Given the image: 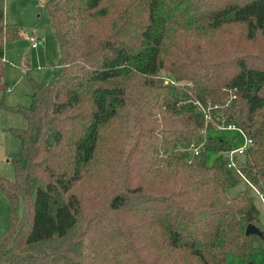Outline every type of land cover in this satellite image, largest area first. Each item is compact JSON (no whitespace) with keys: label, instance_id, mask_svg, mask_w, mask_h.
Returning <instances> with one entry per match:
<instances>
[{"label":"trees","instance_id":"1","mask_svg":"<svg viewBox=\"0 0 264 264\" xmlns=\"http://www.w3.org/2000/svg\"><path fill=\"white\" fill-rule=\"evenodd\" d=\"M4 5L1 90L4 44L20 33ZM45 6L58 71L31 79L28 106L0 100L27 120L12 129L20 142L13 177L0 175L8 204L0 264H229V254L254 264L256 250L264 256V237L245 233L248 224L263 231L250 190L264 194V0ZM228 125L252 141L236 167L227 166L232 142L208 134Z\"/></svg>","mask_w":264,"mask_h":264},{"label":"rangeland","instance_id":"2","mask_svg":"<svg viewBox=\"0 0 264 264\" xmlns=\"http://www.w3.org/2000/svg\"><path fill=\"white\" fill-rule=\"evenodd\" d=\"M48 0H5L4 20L7 24L19 28V37L4 44V89H0V100L8 107L28 106L32 93L31 79L36 82L49 80L58 71L54 66L59 56V46L52 33L51 19L45 3ZM44 37V43L31 48L28 42L30 34ZM29 63V64H27ZM51 63V66H49ZM30 65V67H29ZM167 82V81H166ZM9 88V90H8ZM27 120L23 114L9 108H0V175L13 177L10 156L20 148L19 139L12 129H23ZM209 135L220 136L232 142L233 147L243 144L242 134L235 129L219 127L210 130ZM218 153H207L208 164H212ZM239 157L238 160H241ZM245 187L243 183L229 189V196H234ZM260 213V223L264 231V206L258 196L250 190ZM8 204L0 193V237L7 227ZM254 264H264V256L256 250L253 255ZM240 260L229 254V264H239Z\"/></svg>","mask_w":264,"mask_h":264},{"label":"built area","instance_id":"3","mask_svg":"<svg viewBox=\"0 0 264 264\" xmlns=\"http://www.w3.org/2000/svg\"><path fill=\"white\" fill-rule=\"evenodd\" d=\"M28 42L30 44L31 48H37L41 46L44 43V37L38 36L35 33H32L28 37ZM228 129H235L238 130L242 136H243V144L237 147H233L230 151H228L227 156H228V167H236L238 158L242 157L244 153L246 152L247 147L252 143L251 139L246 137L245 134L239 129L236 128L234 125H228L226 126ZM197 153V151H195ZM254 191L257 193L259 196V199L261 202L264 204V194L259 193V191L256 188H253Z\"/></svg>","mask_w":264,"mask_h":264},{"label":"water","instance_id":"4","mask_svg":"<svg viewBox=\"0 0 264 264\" xmlns=\"http://www.w3.org/2000/svg\"><path fill=\"white\" fill-rule=\"evenodd\" d=\"M246 235H257L261 238L264 237V233L254 224H248L245 230Z\"/></svg>","mask_w":264,"mask_h":264},{"label":"crops","instance_id":"5","mask_svg":"<svg viewBox=\"0 0 264 264\" xmlns=\"http://www.w3.org/2000/svg\"><path fill=\"white\" fill-rule=\"evenodd\" d=\"M27 64H29V63H27ZM29 67H30V65H29ZM8 90H9V88H8ZM261 201V200H260ZM263 204V203H262ZM263 206H264V204H263ZM229 256V255H228ZM252 259H253V257H252ZM253 263H254V261H253Z\"/></svg>","mask_w":264,"mask_h":264}]
</instances>
